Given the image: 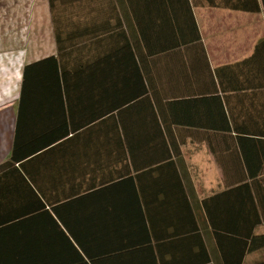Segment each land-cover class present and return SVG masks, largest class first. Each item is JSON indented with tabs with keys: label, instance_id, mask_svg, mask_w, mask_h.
<instances>
[{
	"label": "crops",
	"instance_id": "1",
	"mask_svg": "<svg viewBox=\"0 0 264 264\" xmlns=\"http://www.w3.org/2000/svg\"><path fill=\"white\" fill-rule=\"evenodd\" d=\"M52 2L0 0V102L16 91L0 162L15 133L60 138L65 125L71 135L70 147H45L24 178L0 179V264H225L235 244H218L200 204L223 190L222 172L242 175L258 196L254 231L264 233V0L254 10ZM56 34L71 100L21 102L19 111L24 67L59 55ZM11 59H20L18 74ZM43 72L26 67V101ZM109 100L125 104L118 135L108 130ZM261 255L246 251L244 261Z\"/></svg>",
	"mask_w": 264,
	"mask_h": 264
},
{
	"label": "trees",
	"instance_id": "2",
	"mask_svg": "<svg viewBox=\"0 0 264 264\" xmlns=\"http://www.w3.org/2000/svg\"><path fill=\"white\" fill-rule=\"evenodd\" d=\"M189 3V0H185ZM193 3L208 6H223V7H244L246 9H257L258 5L256 0L251 6H242L237 3H231L228 0H192ZM50 6L52 7V0H49ZM56 44L59 55L47 56L41 60L29 63L25 65L23 71L22 85L19 95V107L22 108L21 102H70V90L68 89V72H70L68 58H62L60 51L66 49L64 44L60 43L58 34H56ZM82 57L75 58L79 60L81 64ZM40 65L44 68L45 73L42 81L38 88L32 90V94H29L27 101L26 92L24 90V75L26 67L32 65ZM46 67L48 69H46ZM82 70V65H80ZM53 69V74L50 70ZM58 70V73H57ZM59 75V79H58ZM111 102L108 110V130L111 133L126 130L124 128H118L116 123V115L122 114V107L124 102H116L115 100H109ZM19 111L17 115H19ZM113 120V121H112ZM18 123V121H17ZM16 123V126H17ZM63 125V124H61ZM127 125V124H123ZM66 126L64 125V129ZM71 130V124H70ZM62 129L60 135L64 134L60 138H55L54 133L51 135H37L27 141H19L16 137V133L13 140V146L10 155L7 159L0 162V179L6 178H24L23 172L26 173V165L28 163L35 162L44 151L45 147L53 148H66L71 146V135L66 130ZM87 130H98V125L90 124L85 127ZM226 129V128H224ZM127 141L126 146L130 147V138H125ZM117 145L123 147L120 137L117 139ZM163 147L164 141H162ZM161 145V147H162ZM223 173V181L225 187L220 192L204 197L200 204L203 206L205 211V225L215 234L218 244L225 248L228 242H234V247L237 249V253L228 256L223 253V262L225 264H264V233H255L254 229L259 223L261 218L259 215L258 205L256 200L258 196L251 192V188L247 185L246 181L243 180L242 175L238 179L232 181L226 175L227 172ZM253 172H249L252 175ZM235 183V184H234ZM234 204V205H233ZM228 212H234L235 216L231 217ZM3 217H0L2 221ZM232 244V243H231ZM259 250L262 255L261 259L254 262H245L244 254L246 251ZM208 258L205 257V262Z\"/></svg>",
	"mask_w": 264,
	"mask_h": 264
},
{
	"label": "rangeland",
	"instance_id": "3",
	"mask_svg": "<svg viewBox=\"0 0 264 264\" xmlns=\"http://www.w3.org/2000/svg\"><path fill=\"white\" fill-rule=\"evenodd\" d=\"M4 35H0V37H3ZM2 55V54H1ZM7 61H11V67L13 68V74H18L19 71V61L20 59H11V60H7ZM21 66V65H20ZM18 69V70H17ZM17 70V71H16ZM16 86L15 81L12 83V86ZM16 101V91L13 92V96L11 98V101H7V102H0V120H4L6 119V122H0V127H2L0 129V159L3 158V156H5V151L7 148V140L8 138L6 137V134L8 130H6L5 128H7V126L9 125L8 123L10 122L12 116H13V109H14V104ZM4 128V129H3ZM4 131V133H3ZM3 134H5L3 136Z\"/></svg>",
	"mask_w": 264,
	"mask_h": 264
}]
</instances>
